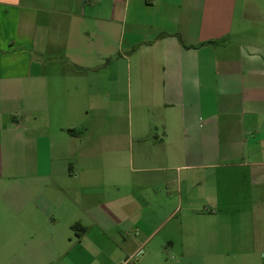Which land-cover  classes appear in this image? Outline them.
Listing matches in <instances>:
<instances>
[{
	"label": "crops",
	"instance_id": "obj_1",
	"mask_svg": "<svg viewBox=\"0 0 264 264\" xmlns=\"http://www.w3.org/2000/svg\"><path fill=\"white\" fill-rule=\"evenodd\" d=\"M15 78L31 127L6 106ZM124 89L153 118L129 136L90 117ZM0 100V254H32L0 264L129 261L156 238L121 231H149L141 171L155 174L148 205L184 207L163 247L264 264V0H0ZM33 131L31 165L12 177L7 138L28 145Z\"/></svg>",
	"mask_w": 264,
	"mask_h": 264
},
{
	"label": "rangeland",
	"instance_id": "obj_2",
	"mask_svg": "<svg viewBox=\"0 0 264 264\" xmlns=\"http://www.w3.org/2000/svg\"><path fill=\"white\" fill-rule=\"evenodd\" d=\"M19 66V65H18ZM21 83L18 78L11 80V93L9 94L10 101L7 102L6 106L8 110H12L13 116L17 117V120L20 122H24L25 126L29 125L31 127V122L34 118L28 119L25 121L23 114V107L21 104ZM100 102L98 108L94 107L90 113V117L92 122L94 120L104 119L109 121H119L125 127V135L129 136V125L134 122L136 126V120H153L149 115L144 111V109L135 108L134 99L127 92V89H124L120 92H115L111 94H103L100 95ZM2 102V100H0ZM35 116H40L36 114ZM34 116V117H35ZM23 133H25V127H21ZM34 131L29 133L28 145H25L24 141L17 139L14 134H11L9 138H7L6 146H7V154L5 158V164L8 168H10L13 172L11 173L12 177L17 175V170L19 167H25L26 165H31L32 154H31V144H35L36 138L34 135ZM135 133V131H134ZM33 136V137H32ZM31 138L33 142H31ZM129 140V138H128ZM5 144V142H4ZM129 145V141L127 143ZM137 143L134 142V145ZM117 159H110L109 166L110 170H108L109 175H105V185L110 193H115L117 190V179H116V171L114 170L116 167ZM10 166V167H9ZM134 167H136L134 165ZM15 169V170H13ZM140 182V197H141V206L142 213L141 217L147 218V223L149 225V231L142 233V229L135 225L134 223H129L125 225L124 229L121 228V231L130 237L131 239H135L136 241H145L149 234L153 231L156 232V238L151 242L148 247H144L140 245H134L133 249L129 253L131 258H133L135 263L138 264H196L199 262L196 257L198 255L194 254L192 260L189 258H181L180 251H172L167 250L166 247H163L161 243L162 239L167 235L169 231L180 230V221L184 216V207L183 211L179 206V203H176L175 196H172V200L170 203L164 208L165 211L163 214L159 211L158 201L155 203L149 204V197H151L153 193V187L150 186V183L147 184L146 180L148 178L153 177L155 174L153 172H140L135 174ZM15 179V178H13ZM178 209L176 210V208ZM5 253L0 254V258H4L7 261H20L24 258H30L32 256L30 250L17 248L11 255H8L6 258L3 256ZM122 252L120 253V255ZM192 256V255H190ZM259 256V260L261 259ZM258 257V256H257ZM256 257V258H257Z\"/></svg>",
	"mask_w": 264,
	"mask_h": 264
},
{
	"label": "trees",
	"instance_id": "obj_3",
	"mask_svg": "<svg viewBox=\"0 0 264 264\" xmlns=\"http://www.w3.org/2000/svg\"><path fill=\"white\" fill-rule=\"evenodd\" d=\"M79 226V224H76V225H74V228H76V229H78V230H83V232H85L86 231V228L85 227H78Z\"/></svg>",
	"mask_w": 264,
	"mask_h": 264
},
{
	"label": "built area",
	"instance_id": "obj_4",
	"mask_svg": "<svg viewBox=\"0 0 264 264\" xmlns=\"http://www.w3.org/2000/svg\"><path fill=\"white\" fill-rule=\"evenodd\" d=\"M122 264H136L133 262V258H131L129 261H125L124 263Z\"/></svg>",
	"mask_w": 264,
	"mask_h": 264
}]
</instances>
